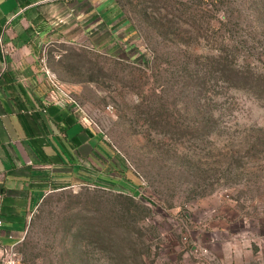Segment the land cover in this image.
I'll return each mask as SVG.
<instances>
[{
	"label": "rangeland",
	"instance_id": "1",
	"mask_svg": "<svg viewBox=\"0 0 264 264\" xmlns=\"http://www.w3.org/2000/svg\"><path fill=\"white\" fill-rule=\"evenodd\" d=\"M88 3L41 65L117 176L46 197L4 262L264 264V0Z\"/></svg>",
	"mask_w": 264,
	"mask_h": 264
},
{
	"label": "crops",
	"instance_id": "2",
	"mask_svg": "<svg viewBox=\"0 0 264 264\" xmlns=\"http://www.w3.org/2000/svg\"><path fill=\"white\" fill-rule=\"evenodd\" d=\"M88 1L0 0V264L46 197L115 182L114 150L41 65L50 42L83 36Z\"/></svg>",
	"mask_w": 264,
	"mask_h": 264
},
{
	"label": "built area",
	"instance_id": "3",
	"mask_svg": "<svg viewBox=\"0 0 264 264\" xmlns=\"http://www.w3.org/2000/svg\"><path fill=\"white\" fill-rule=\"evenodd\" d=\"M0 224H1V221H0Z\"/></svg>",
	"mask_w": 264,
	"mask_h": 264
}]
</instances>
